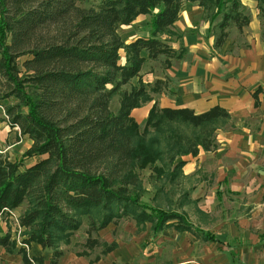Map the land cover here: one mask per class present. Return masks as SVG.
<instances>
[{
	"label": "trees",
	"instance_id": "trees-1",
	"mask_svg": "<svg viewBox=\"0 0 264 264\" xmlns=\"http://www.w3.org/2000/svg\"><path fill=\"white\" fill-rule=\"evenodd\" d=\"M185 2H197L211 27L221 17L214 24L216 48L232 25L243 31L250 21L241 0H0V110L32 140L15 161L0 146V212L7 220L3 209L21 208V241L50 250V264H58L62 246L85 222V245L101 248L91 263L118 247L93 234L123 218L150 222L154 234L168 226L192 229L185 212L142 202L141 170L151 167L157 181L175 186L184 164L177 158L217 148L216 129L230 113L219 105L196 113L156 101L143 129L132 115L167 83L143 80L146 61L163 55L169 67L180 57L168 41L180 36L175 23ZM141 14L151 15L149 35L126 42L120 29ZM254 97L258 105L257 92ZM173 122L194 133L172 137L166 127ZM28 157L37 162L24 167ZM0 245L17 249L10 231L0 234ZM18 252L24 264H44L42 255L29 256L24 247Z\"/></svg>",
	"mask_w": 264,
	"mask_h": 264
},
{
	"label": "crops",
	"instance_id": "crops-1",
	"mask_svg": "<svg viewBox=\"0 0 264 264\" xmlns=\"http://www.w3.org/2000/svg\"><path fill=\"white\" fill-rule=\"evenodd\" d=\"M241 2L251 9L246 12L250 21L240 31V40L229 35L216 48L215 34L209 30L211 23L203 19V8L197 2H185L175 23L183 34L168 41L181 51L180 57L171 58L169 67L164 66L163 60L162 68H157L153 76L145 70L146 63L152 60L143 66V80L147 83L169 78L143 110L146 115L156 100L161 107H188L196 113L219 105L231 115L228 123L217 131V148H200L196 155L190 153L179 158L184 161L183 176L195 181V191L188 197L195 205L193 211L181 210L187 214L192 229L179 231L168 226L153 233L152 245L154 250L158 248L153 256L150 251L143 263L264 264V1ZM144 15L148 14L138 17ZM136 19L123 28L126 42L141 36L134 30ZM121 55L124 57L123 50ZM140 108L133 109L132 115ZM8 135L11 138V133ZM12 147L13 144L1 146L11 160H19ZM30 158L33 161L27 164L28 159L25 160L24 167L37 162V157ZM20 212L21 208L15 209L16 214ZM5 231L9 232V228L0 215V234ZM12 239L17 241V236L12 235ZM21 240L18 239L14 252L0 245V264H24L18 252L24 246L29 255H42L44 264H50V250L36 242L23 245ZM119 249L120 243L93 264H112L110 257ZM72 260L64 253L58 264Z\"/></svg>",
	"mask_w": 264,
	"mask_h": 264
},
{
	"label": "rangeland",
	"instance_id": "rangeland-1",
	"mask_svg": "<svg viewBox=\"0 0 264 264\" xmlns=\"http://www.w3.org/2000/svg\"><path fill=\"white\" fill-rule=\"evenodd\" d=\"M251 2H254V0H251ZM243 9H244L243 10L244 13L246 12L249 13L251 8L250 6L244 5ZM150 18H151V15L148 14V15L138 17L136 21L134 22V25L137 26V27H134V30L138 31L141 34V36H147L150 33V26H149ZM206 18L207 17L204 14L203 19H206ZM220 19L221 17L219 16L218 18H216L214 23H216ZM199 23H200V20L199 22H197V24ZM123 28H126V27H122V30L120 32H121L122 37L125 40L127 39V36L125 35V30ZM176 30L177 32H179L180 35L183 34V32H181L177 28ZM209 30L210 32L211 31L214 32L216 28L212 26L211 29ZM229 32H230L229 34L230 37L240 40L242 33L238 30V28L235 25H232L229 28ZM25 58L26 56L19 57L18 58L19 62L22 63V61ZM163 60H165V56L162 55L159 58V60L148 61L145 65V70L147 71L146 73H150V76H153L157 68H162L161 66L163 64ZM168 79L169 78H167L165 81L168 82ZM153 95H154V92H151L152 99L150 101L154 99ZM150 101L145 102L142 106H140L142 108L134 111V118L138 122L140 129L144 128L149 111L152 107L151 106L150 109L148 110L147 115L143 112V110L145 109V107L148 106ZM118 106H119V102H118V97L116 96L112 102V109L116 111ZM4 116H5V113H4V110L2 109L0 110L1 146L6 147L8 145L13 144L12 153L16 154L17 158L20 159L23 156L24 152L31 146L32 141L27 135H20L19 131L17 130V127H11L7 120H3ZM225 125L216 129L215 134H217V131L223 128ZM166 130L174 138L178 137L179 132H185L189 135H192L194 133V131L190 127L184 124L178 123V122H173L172 125L167 126ZM10 133H11V138H10V135H8ZM216 140H217V135H216ZM181 156H179L176 161H179L180 160L179 158ZM27 159H28V161H26L27 164L33 161V158H29V157L25 158L23 161ZM24 164L25 163H23V165ZM154 173L155 171L151 167H147L141 170V177L143 179V184L146 188V192L144 193L142 197V202L146 204L147 206L149 205L152 207H157L158 205H160L161 207H164L165 209L176 208L180 211L188 210L192 212L195 205L188 201V197L189 195L193 193V191H195L194 179L190 180L189 178L184 177L183 171H182V175L178 176L175 182L176 185L173 184L175 186L171 187L170 182H165V184H162V182L157 181L155 179ZM161 187L163 189L162 191L160 190ZM218 206H220V204ZM18 215L16 214V216ZM3 219L7 222V227L9 228V231L12 233V235H15L16 237L17 231L15 230V228H18L14 220L16 219V217H14L13 219L8 218L6 220V216L4 215ZM87 228H88V225L85 222L81 226V228L75 233V235L72 238L71 243L62 246L66 256H68V258H74V260H72L71 262H64V264H82L83 262L86 263L87 261L91 263L90 260L93 259L98 253H100V250H101L100 247H97L95 249H89L85 245L86 240H87V233H86ZM19 234H20L19 240H21L22 234L21 233ZM152 235H153V231L151 229L150 222H147L146 224L139 226L136 224L135 219L131 217L123 218L118 224H110L107 228L102 229L98 234L97 233L93 234L94 237L95 236L99 237L101 241L103 240L114 241L115 240L118 243V246L120 243V247H121V249H119L120 253L119 252L113 253V255H111L110 257L112 260L111 262L112 264H147L146 262L143 263V261L148 258L149 252L151 251V254H152L151 256H153L154 255L153 252L154 251L156 252L158 248V247H155V250H154V247L152 245V242H153ZM20 246L21 244L19 243L18 247ZM24 248H26L27 251L29 250L26 246H24ZM28 254H30L29 251H28Z\"/></svg>",
	"mask_w": 264,
	"mask_h": 264
},
{
	"label": "built area",
	"instance_id": "built-area-1",
	"mask_svg": "<svg viewBox=\"0 0 264 264\" xmlns=\"http://www.w3.org/2000/svg\"><path fill=\"white\" fill-rule=\"evenodd\" d=\"M3 211H5V212H8L9 213V218H11V219H13L14 217H16V219H14L15 220V223L17 224V227L18 228H15V230L17 231V239H19L20 238V234L19 233H21L22 232V227L20 226V224H19V220H18V216H16V214H15V211L14 210H10V209H8V208H5V209H3ZM2 214V212H0V215ZM22 242V241H21ZM23 245H27L26 243H23Z\"/></svg>",
	"mask_w": 264,
	"mask_h": 264
}]
</instances>
